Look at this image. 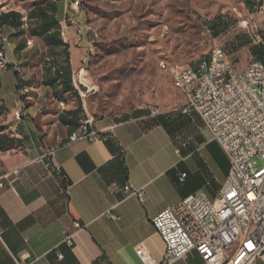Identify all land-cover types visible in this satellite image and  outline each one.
Returning a JSON list of instances; mask_svg holds the SVG:
<instances>
[{
  "label": "crops",
  "instance_id": "1",
  "mask_svg": "<svg viewBox=\"0 0 264 264\" xmlns=\"http://www.w3.org/2000/svg\"><path fill=\"white\" fill-rule=\"evenodd\" d=\"M54 3L59 35L52 37L55 29L44 33L35 55H17L24 49L8 39L2 44L7 66L0 68V264H144L139 249L161 259L165 246L152 218L199 191L216 199L229 160L220 146L206 163L180 148L182 125L200 120L193 112L149 116L140 108L125 118L92 120L98 139L63 146L87 113L72 82L79 58L61 36L65 5ZM20 19L0 18V36L17 33ZM65 49L69 57L60 54ZM48 145L59 149L45 169L34 159ZM127 183L141 197L128 196ZM66 231L73 232L71 246L64 242ZM170 264L204 262L191 250Z\"/></svg>",
  "mask_w": 264,
  "mask_h": 264
},
{
  "label": "rangeland",
  "instance_id": "2",
  "mask_svg": "<svg viewBox=\"0 0 264 264\" xmlns=\"http://www.w3.org/2000/svg\"><path fill=\"white\" fill-rule=\"evenodd\" d=\"M51 1L65 5L61 36L79 58L72 82L92 120L122 118L140 108L173 114L183 97L171 67L195 66L214 46H222L239 69L264 52L256 43V35L264 40V11L253 13L252 0H0V13L21 17L17 33H4L24 49L17 55L31 57L43 48L35 36L39 21L28 14ZM246 19L248 26L242 25ZM199 119L184 123L176 136L182 150L197 152L206 163L220 145Z\"/></svg>",
  "mask_w": 264,
  "mask_h": 264
},
{
  "label": "built area",
  "instance_id": "3",
  "mask_svg": "<svg viewBox=\"0 0 264 264\" xmlns=\"http://www.w3.org/2000/svg\"><path fill=\"white\" fill-rule=\"evenodd\" d=\"M78 3L74 1V5ZM251 9L253 13L262 11L261 0H252ZM249 24L247 19L242 21L244 26ZM250 26L255 29V25ZM6 41L0 36V68L7 66L2 45ZM256 43L264 50V40L258 35ZM170 70L175 88L186 85L184 104L171 111L193 112L201 118L227 156L229 171L216 199L199 191L152 218L165 246L161 259L141 249L138 254L144 264H170L191 250L198 252L204 264H264V63L254 59L248 63V72L235 73V64L224 48L214 46L195 67L175 65ZM157 112L150 108L147 114ZM91 124L90 117L82 118L79 136L63 146L98 139L99 133L90 129ZM58 149L48 145L34 161L48 169ZM185 177L182 172L179 180L183 182ZM123 189L128 196L142 195L128 183ZM73 227L79 229L80 224L74 221ZM64 242L72 245L73 232L66 231ZM57 256L63 257L60 253Z\"/></svg>",
  "mask_w": 264,
  "mask_h": 264
},
{
  "label": "trees",
  "instance_id": "4",
  "mask_svg": "<svg viewBox=\"0 0 264 264\" xmlns=\"http://www.w3.org/2000/svg\"><path fill=\"white\" fill-rule=\"evenodd\" d=\"M56 13V6L53 1L47 2L46 4H39L35 7V9L30 10V13L28 14L32 19H37L39 21L38 23V29L36 30V37L43 38V34L47 33L48 31H52V29H55L53 32L52 37L56 38V36L59 35V23L55 18ZM7 16H19L20 14L16 11H9L6 13L0 14V18L4 19ZM62 41V40H60ZM65 56L69 57V53L67 49H65ZM257 58L262 60L264 62V52H260L257 55ZM142 110H135L133 113H140ZM146 111V110H145ZM147 112V111H146ZM126 116H123L122 118H125Z\"/></svg>",
  "mask_w": 264,
  "mask_h": 264
},
{
  "label": "bare ground",
  "instance_id": "5",
  "mask_svg": "<svg viewBox=\"0 0 264 264\" xmlns=\"http://www.w3.org/2000/svg\"><path fill=\"white\" fill-rule=\"evenodd\" d=\"M160 65L162 68H166V65L163 62ZM193 67L195 66H184V68H193ZM245 72H248V64L244 68H240V69L235 65V73H245ZM176 88L180 91L182 96L185 95L186 85H178L176 86ZM79 130H80V124L78 128L69 135L68 140H74L75 136H79Z\"/></svg>",
  "mask_w": 264,
  "mask_h": 264
}]
</instances>
